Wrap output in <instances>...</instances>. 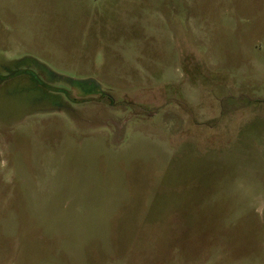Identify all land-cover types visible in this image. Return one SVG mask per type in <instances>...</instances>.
<instances>
[{
  "label": "rangeland",
  "instance_id": "obj_1",
  "mask_svg": "<svg viewBox=\"0 0 264 264\" xmlns=\"http://www.w3.org/2000/svg\"><path fill=\"white\" fill-rule=\"evenodd\" d=\"M0 264H264V0H0Z\"/></svg>",
  "mask_w": 264,
  "mask_h": 264
},
{
  "label": "trees",
  "instance_id": "obj_2",
  "mask_svg": "<svg viewBox=\"0 0 264 264\" xmlns=\"http://www.w3.org/2000/svg\"><path fill=\"white\" fill-rule=\"evenodd\" d=\"M35 78H36L39 82L43 83V81H42L38 76L36 77V74H35ZM45 86H47L46 83H45Z\"/></svg>",
  "mask_w": 264,
  "mask_h": 264
}]
</instances>
